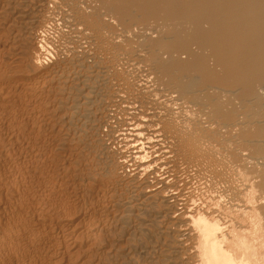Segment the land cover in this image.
<instances>
[{"label":"bare ground","instance_id":"bare-ground-1","mask_svg":"<svg viewBox=\"0 0 264 264\" xmlns=\"http://www.w3.org/2000/svg\"><path fill=\"white\" fill-rule=\"evenodd\" d=\"M31 8L38 28L48 24L66 28L79 38L84 49L69 47L75 56L68 59L72 58V62L60 58L42 63L39 54L44 44L38 30H31L33 24L27 25L31 31L19 38L36 36L35 53L22 56L23 43L19 42L20 45L13 44L8 57L10 44L5 46L9 37L0 43V157L10 160L15 155L6 175H27L36 182L40 202L43 198L48 200L44 195L56 193L49 183L53 180L48 181L49 185L46 181L51 174L47 171V176L44 169L47 164L55 169L61 166L63 171L72 166L73 170L78 168L72 157L77 154L74 149L81 144V136L77 143L69 134L80 132L81 123L87 127L90 124L92 134L88 132L91 139L95 138L93 135L100 137L98 144L102 138L119 144L115 154L109 153L103 143L83 144L86 147L81 145L78 151L85 155L92 149L103 151L104 166L100 169L113 182L97 186L112 197L114 204L109 202L111 219H91L90 210L84 211L80 219H70L58 208V212L52 211L53 203L46 202L25 204L32 211L31 219L22 218L24 215L19 213L5 219L0 215V264H97L93 258L97 253L92 255V248L109 234L119 233L124 225L118 219L137 222L148 205L163 216L162 221L166 217L172 220L168 227L176 236L170 240L175 236L176 242L171 241L170 249L164 247L168 254L178 249L181 264H264V0H0L1 15L12 11L15 14L2 29L17 31L14 22L23 18L17 11ZM25 14L28 16V12ZM7 59L11 62L7 63ZM111 77L118 88L111 84L116 90L110 86L100 89L105 98L98 105L88 94L76 92L77 96L71 97L73 89ZM50 92L67 95L64 99L57 97L64 109L58 116L68 124L64 131L69 135L65 149L57 148L62 141L45 134L50 118ZM112 93L118 96L114 100L109 99ZM51 97L54 99L53 94ZM91 114L94 117L89 120ZM97 118H102L103 126L108 127L106 134L98 131ZM55 119L61 121L57 116ZM19 134L29 138L25 144L26 138L21 139L23 143L18 148ZM71 148L73 152L69 153ZM25 151L29 157L23 155ZM179 162L188 171L185 179L177 175ZM161 168L164 173L157 177ZM92 172L95 171L89 173ZM97 172L98 178L101 175ZM169 176L173 177L172 182ZM4 177L0 184L4 189H12L14 177ZM90 184L92 188L93 183ZM185 188L181 203L179 196L183 197ZM139 224L137 229H144V223ZM133 229L128 231L137 230ZM129 235L126 239L132 237ZM184 239L190 243L183 242ZM127 256L117 264L133 261L134 257ZM171 259L173 263L174 258L168 257V261Z\"/></svg>","mask_w":264,"mask_h":264},{"label":"rangeland","instance_id":"rangeland-1","mask_svg":"<svg viewBox=\"0 0 264 264\" xmlns=\"http://www.w3.org/2000/svg\"><path fill=\"white\" fill-rule=\"evenodd\" d=\"M17 12H20L19 14H21L22 15V19H20V21H18V20H16L15 22H14V24H15V26H16V28L18 29L17 31H12L11 30V32H10V36H12V37H10L8 34H9V32L7 33L6 31H4L5 30V28L7 27L6 25H7V23H9L10 21H12V19H13V17L15 16V14H12L13 13V11L12 12H10L9 14H3V15H1V13H0V43L2 42V40H4V39H6V40H8V37H9V39L10 40H8V41H6V40H4V41H6V48H7V46H8V44H10L9 46H8V49H7V52H8V50H10L9 51V53H7V56L8 57H11V52H13L12 50H11V48H12V46H14L13 44H17V45H20V43L19 42H22L23 44H21L20 46H21V48H22V53H21V55L22 56H26L27 57V55H30V53H35V45L37 44V40H36V36L35 37H23V38H19V35L20 34H24V36H26V34L29 32V31H31V30H33V28H34V31H37L36 33H38V36L41 38V36H42V41H43V50L42 51H40V61L43 63H49V62H53V61H59V59L61 58L62 59V61L64 60L65 61V59H66V61L70 58V56L72 57V56H74V55H72V53L70 52V50H72V48L73 49H75V50H78L79 49V51L80 50H82V46H80L79 45V43L81 44V41L79 40V38H77L76 36H75V34L74 33H72L70 30H68V29H66V28H61L60 26H53V25H51V24H48L47 25V27H45V28H38L37 26H38V24L36 25V23L34 24V22H33V20H32V14H30L31 12H32V8L31 9H29V10H21V11H17ZM25 14V13H27L28 12V16H25L23 13ZM31 16H30V15ZM8 15V16H7ZM4 16H5V18H4ZM25 16V17H24ZM31 18H30V17ZM29 18V19H28ZM3 19H5V20H3ZM7 20H9V21H7ZM22 20V21H21ZM26 20H30L29 22H27ZM31 21H32V23H31ZM25 22H27V24L25 25ZM31 24H33V25H35V26H33V25H31ZM29 25H31L30 26V28H31V30L28 28V26ZM51 25V26H50ZM28 29H27V28ZM4 30H3V29ZM2 29V30H1ZM42 29H44V30H42ZM64 29V30H63ZM29 30V31H28ZM70 31V32H69ZM4 32H6L7 34H5ZM3 35H2V34ZM13 34V35H12ZM18 34V35H17ZM2 36H3V38H2ZM4 36H5V38H4ZM15 36H16V39H15ZM7 37V38H6ZM18 38V39H17ZM43 38H44V40H43ZM75 39H77V40H75ZM15 42V43H14ZM45 42V43H44ZM3 43V42H2ZM5 43V42H4ZM8 43V44H7ZM76 43V45H74ZM78 43V44H77ZM35 44V45H34ZM29 46V47H28ZM35 46V47H34ZM72 46V47H71ZM75 46H77V47H75ZM78 46H80V47H78ZM71 49H70V48ZM70 49V50H69ZM84 49V48H83ZM34 50V51H33ZM63 50V51H62ZM67 51V52H66ZM70 52V53H69ZM10 54V55H9ZM27 54V55H26ZM44 54V55H43ZM47 54V55H46ZM50 55V56H49ZM63 55V56H62ZM57 56V57H56ZM69 56V57H68ZM52 57V58H51ZM75 57V56H74ZM74 57H72L73 59H74ZM71 58V60H68L69 62H72L73 61V59ZM10 59V58H9ZM9 59H7V63H8V61H10ZM45 59H46V61H45ZM52 59H53V61H52ZM56 59V60H55ZM11 62V61H10ZM10 62H9V65H10ZM93 69V68H92ZM25 70V69H24ZM112 78V77H111ZM105 79V81L103 80V81H96L98 84H96V82H89V83H87V85H86V87H83V86H80L79 88L80 89H75L76 91H74V89H73V93L71 92V97H76L77 96V93L76 92H80V94H88V95H90V98L92 99V100H94V101H96L95 102V105H98L99 103H101V102H103L102 100L105 98L104 96H103V94H104V92L102 91V90H100V89H102V88H106V87H109L110 86V89H112V88H118V86H116V80H114L115 81V83L113 82V79L114 78H112V79ZM112 81V82H111ZM108 82H109V84H108ZM92 83V84H91ZM93 83H95V84H93ZM99 83H102V84H99ZM111 84H113V85H115V87H113ZM91 85H93L92 87H91ZM112 86V87H111ZM98 88V89H97ZM116 88L115 89H112V90H116ZM97 89V90H96ZM78 90V91H77ZM80 90V91H79ZM100 90V91H99ZM101 91H102V94H101ZM91 92V93H90ZM96 92V93H95ZM97 92H98V94H97ZM114 92V91H113ZM51 93V92H50ZM57 93V92H56ZM55 92L53 93H51V94H49L48 95V102H49V105H50V102H51V107L49 106V112H50V118H49V123H48V125H47V129L48 130H46V132H45V134L46 135H48L49 133V135H48V137L50 138H52L53 140H58V142H59V140L60 141H62V142H60V144L62 143V145H58L57 146V148L59 147L60 149H65V147L67 146V144L65 145V143L64 142H66L68 139H69V135H72V137H70V138H72L73 139V141H74V138H75V141L74 142H79L80 140H81V144H80V142L78 143L79 145H77V147L74 149V152L76 151L77 152V154L75 153V157L73 156L72 158H75L76 160V162H77V165L75 164L74 166L76 167H78V164H79V167L78 168H75V170H73L72 169V167H70V168H68V173H66V171L64 170H60L59 168H61V166H59L58 167V172L56 171V173H55V168H53L52 166H50V168H49V164H47L48 166V168L46 167L44 170H45V173L47 174V176H48V173H50L51 174V176L49 175L48 176V178L46 179V181H47V183H48V181H50V180H53V181H51V182H49L50 183V187H51V190H54L55 191V193H56V195L54 194V192L52 191V193L54 194L52 197H51V195H52V193L49 195V196H46V195H44V197H46V199H48V200H45V198H43V196H42V202H40L41 201V199H40V197H38L39 196V193L40 192H38L36 189H35V184H36V182H34V180H32V179H29V177L27 176V175H23L22 174V177H20L18 174H14V176L12 175V177L11 176H8L7 177V175H6V170L8 169V168H10L12 165H13V162H14V159L15 158H13L15 155H12V157L10 158V160H9V158L7 159V158H2V157H0V175L2 176H0V178H2L3 179V177L4 178H6L7 177V179H10V178H13L14 177V179H13V185H15L14 187H12V189L10 188V189H4V186H2L1 184V186H0V215L2 216V218L3 219H5V217H7V218H9L8 216H15V213H19L18 215H20V216H23L22 218H25L26 216V219H31V217H32V211L30 210V209H28V207L25 205V204H35V205H39V204H41V203H43V202H46V203H53V205L51 206L52 207V211H53V209L55 210V211H57V208H58V211L59 212H64V214L65 215H67L68 217H72V218H76V220L77 219H80V218H82V216L81 215H83V212L85 211H87V213L88 212H90L91 211V214H90V218L91 219H93V218H95L94 220H96V219H98V218H105V219H111V211H110V205H112V203L114 204V201H112L113 199H111L112 197H109L110 195L109 194H107L105 191H100L99 190V188H98V186L99 185H101L102 183L103 184H108V183H111V181L113 182V179L111 178V177H109V175H105L104 174V172H102L101 171V169L103 168V167H101V166H104V163L102 162L103 160H102V158H104V153H103V151H99V149H92L93 151L94 150H96V151H89L90 152V154L88 155V154H82L81 152H79V153H81V154H79L78 153V151H80L81 149L79 148V147H81V145L82 146H84V145H88V143H93V144H98V142L96 141V140H100V137L97 135V138H96V136H92V137H95V138H92L91 139V130H89L88 129V127L89 128H91V126H90V124H88V127L86 126L87 124H82L81 123V127L79 128V130H80V132H76V133H74V134H69L68 136L67 135H65V128L68 126V124H66L67 122H65L66 120H64V118H62V117H60V116H58V115H60V114H62V113H64V109L62 108L63 106H62V103H61V105L59 104L60 102H59V100L57 99V97H58V95H59V98H61V99H64V98H62V97H67V95H65V94H63V92H61V93H57L56 94ZM52 94H53V97H54V99H52ZM61 94V95H60ZM93 94V95H92ZM96 94V95H95ZM113 93L112 94H110V100H112L111 98H113V100L116 98V96H117V94L116 95H113ZM100 96V97H99ZM99 97V98H98ZM101 97H103V98H101ZM118 97V96H117ZM94 98V99H93ZM52 100H54V101H52ZM58 101V102H57ZM53 103V104H52ZM55 104V105H54ZM56 104H58V106H61L60 108H57V107H55L56 106ZM53 105V106H52ZM55 107V108H54ZM54 109V111H53V109ZM57 109H61V111L60 110H57ZM56 112H57V114H56ZM55 114V115H54ZM59 117L60 119H61V121H58V120H56L55 119V117ZM92 117H94V116H92V114L91 115H89V120H92ZM118 117L119 118H121L120 117V115H118ZM59 119V120H60ZM97 122H96V124H99L98 125V131L101 133V134H106L107 133V129H108V127H104L105 126V124L102 122L103 121V119L101 118H97ZM1 121V120H0ZM53 121V122H52ZM58 121V122H57ZM100 121V122H99ZM64 122V123H63ZM82 122V121H81ZM101 122H102V126H101ZM53 123H54V125L56 126H54L53 125ZM57 123V124H56ZM63 124V125H61V124ZM49 124H50V126H49ZM103 124H104V126H103ZM52 126V127H51ZM54 126V127H53ZM58 126H59V129H58ZM62 128H61V127ZM63 126H64V128H63ZM85 126H86V128H87V131H86V129H85ZM52 128V129H51ZM49 129H50V131H49ZM57 129L59 130V131H57ZM64 129V130H63ZM84 129V130H83ZM55 130H56V132H55ZM62 130V131H61ZM78 130V131H79ZM81 130H82V132H84V133H82V135H81ZM88 131H90V133L88 132ZM64 132V133H63ZM86 132V133H85ZM21 133V132H20ZM56 133H58V134H56ZM61 133H63L64 134V138H61V136L63 135V134H61ZM79 133V134H78ZM61 136H60V135ZM85 134H87V135H85ZM21 135H23V134H19L18 136H20L19 138H18V143H17V147L19 148V145L20 144H22L23 142L21 141V139L24 141V139H25V142H24V144L28 141V139L27 138H29V137H27V135L26 134H24L22 137H21ZM56 135H58L59 137H56ZM79 135L82 137H79ZM67 136V137H66ZM54 137V138H53ZM63 137V136H62ZM78 137L80 138V140L78 139ZM86 137V138H85ZM84 138V139H83ZM87 138H88V141H87ZM108 138H104V140H103V138L101 139L102 141L101 142H99V144H101V143H103L105 146H108V150H109V153L111 152V153H113V154H115L114 152H116V150H119V144L116 142V141H114V140H112V139H108ZM84 140H86V142L84 141ZM83 141L85 142V143H83ZM94 141V142H93ZM114 143V144H113ZM84 144V145H83ZM98 144V145H99ZM64 145V146H63ZM21 146V145H20ZM75 147V146H74ZM84 147H86V146H84ZM82 148V147H81ZM97 150H98V153H97ZM114 151V152H113ZM26 153H23V155L25 154L27 157H29L28 155H27V151H25ZM68 152L70 153V152H73V149L71 148L70 150H68ZM101 152V153H100ZM93 153V154H92ZM94 154H96L94 157H91V156H93ZM98 154V155H97ZM23 155H21V156H23ZM76 155H78L77 157H76ZM81 155V156H80ZM84 155V156H83ZM91 155V156H90ZM100 155L102 156L101 158H100ZM82 156H83V158H82ZM99 156V157H98ZM80 157V158H79ZM86 157V158H85ZM97 157H98V159H97ZM12 158H13V160H12ZM79 158V159H78ZM145 158H147V157H145ZM79 160H81L80 162H79ZM84 161H86L85 162V164H84ZM88 161V162H87ZM100 161V162H99ZM10 162V163H9ZM79 162V163H78ZM12 163V164H11ZM85 165H83V164ZM86 163H89V165L87 164V166H86ZM82 164V165H81ZM90 164H91V167L89 168V166H90ZM94 164V165H93ZM95 164L97 165V167H98V165H99V169L95 166ZM180 164H182V162H179L178 163V167H177V169H179L180 170V172H178L177 173V175L179 174L180 176L179 177H182V179H185L186 177H187V172L188 171H186V169L183 167V164L181 165V167H180ZM92 165H93V167H92ZM94 166H95V170H94ZM63 167V166H62ZM100 167H101V169H100ZM54 170H53V169ZM86 168V169H85ZM151 167H149V169H150ZM50 169V170H49ZM69 169H72L71 171V173H70V175H69V172H70V170ZM87 169H88V171L89 172H91V170H93V171H95V172H97V170L99 171V172H97V175L98 176H103V178H100V177H98L97 178V176L95 177V175H96V173L95 172H92L91 174L87 171ZM5 170V171H4ZM53 170V172H51ZM160 171L158 172V173H156V176L157 177H160V175L162 176L163 175V169L161 168V169H159ZM4 172V173H2V172ZM47 171H48V173H47ZM83 171V172H82ZM85 171H87V173H88V176H87V173L85 174ZM160 172H161V174H160ZM183 172V173H182ZM57 173H59L57 176H55ZM63 173H65V175H63L62 176V174ZM172 173H175L174 171L172 172ZM181 173V174H180ZM53 174V175H52ZM68 174V176H66ZM80 176H79V175ZM82 174H83V176H85V177H83L82 176ZM85 174V175H84ZM90 174V175H89ZM93 174H94V176H93ZM186 174V175H185ZM16 175V176H15ZM60 175V176H59ZM80 177V179H79V177ZM92 175V176H91ZM25 176V177H24ZM53 176H54V178H53ZM59 176V177H58ZM145 175L143 174L142 175V177H144ZM15 177H16V179H15ZM56 177H58V178H56ZM63 177V178H62ZM88 177H89V179H88ZM169 177H171L170 178V180L169 181H173V177L172 176H169ZM169 177H168V179H169ZM18 178H19V180H18ZM20 178H22V182H20ZM24 178H25V182H24ZM26 178H27V180H28V182L26 181ZM51 178V179H50ZM66 180H65V179ZM84 178V179H83ZM104 178H107L108 180H106V179H104ZM57 179V180H56ZM91 179V180H90ZM97 179H104L103 180V182L102 181H100V183L99 182H97ZM34 182H32V181ZM56 180V181H55ZM60 180H63V182L62 181H60ZM84 180H85V182H84ZM149 180H151V178H149ZM18 182V183H16V182ZM29 181H30V183H29ZM55 181V182H54ZM65 181V182H64ZM31 182L33 183V184H31ZM59 182H62V184H64V183H66L64 186H62V184H60ZM88 182V183H87ZM19 183H21L22 185H20ZM23 183H25V184H23ZM26 183H28L27 185H26ZM46 183V184H47ZM49 183H48V185H49ZM53 183H54V185H53ZM55 183H56V185H55ZM67 183H68V185H67ZM89 183H93V187L91 188V184L89 185ZM96 183V184H95ZM17 184H18V188L16 187L17 186ZM33 185V186H31V185ZM59 184V185H58ZM97 184H98V186H97ZM12 185V186H13ZM67 185V186H66ZM28 186V187H27ZM55 186V188H53ZM57 186H59L58 188H57ZM60 186H61V188H60ZM90 187L89 189L90 190H93V191H90L89 189H87V187ZM32 188V189H31ZM66 188V189H65ZM94 188V189H93ZM21 189V190H20ZM28 189H30L29 191H28ZM33 189H35V191L33 190ZM56 189H58L57 190V192H56ZM63 189V190H62ZM31 190H33V192L34 193H32L31 192ZM89 190V191H88ZM100 192V194L98 193L96 196H97V198L95 197V194H96V192H98V191ZM13 191V192H12ZM18 191H19V193H18ZM9 192H12L13 193V196H12V193L10 194ZM29 192V193H28ZM88 192V193H87ZM17 193L19 194V196L17 195ZM23 195H22V194ZM27 193H28V195H27ZM90 193V195H88ZM185 193V194H184ZM9 194H10V196H9ZM26 196H25V195ZM29 194H31V196H33V198L31 197V198H29L30 197V195ZM33 194V195H32ZM38 194V195H37ZM104 194H106V196L104 195ZM16 195V196H15ZM22 195V196H21ZM35 195V196H34ZM84 195V196H83ZM184 195H186V188L185 189H183V197L182 196H179L180 197V201L179 202H181V200H182V202H183V198L185 197ZM24 196V197H23ZM29 196V197H28ZM88 196V197H87ZM90 196H93V197H90ZM107 198H105V197ZM108 196V197H107ZM7 197V198H6ZM11 197H12V199H11ZM19 197V199H16V198H18ZM38 197V198H37ZM48 197V198H47ZM21 198H23V199H21ZM27 198V199H26ZM59 198V199H58ZM110 199V201H109V199ZM8 199V200H7ZM15 199V202L13 201ZM49 199H50V201H49ZM11 200V201H10ZM28 200V201H27ZM93 200V204H91L92 201ZM99 200V201H98ZM103 200V201H102ZM4 201V202H3ZM6 201H7V204H6ZM9 201V202H8ZM20 201V202H19ZM36 201V202H35ZM40 203H39V202ZM49 201V202H48ZM54 201V202H53ZM83 201H90V203L89 202H83ZM11 202H14V203H12L11 204ZM31 202V203H30ZM102 202H104V203H106V202H108L107 204H108V206H107V204L106 205H103V203ZM109 202H111V204L109 203ZM181 202V203H182ZM18 203H20V204H18ZM24 203V204H23ZM65 203V204H64ZM89 203V204H88ZM110 204V205H109ZM8 205H12L11 207L10 206H8ZM13 205H15L16 207H13ZM19 205V208L17 207ZM22 205V206H21ZM23 205H24V207H23ZM97 205H98V207H97ZM104 207H103V206ZM55 208H54V207ZM60 206H61V209H59L60 208ZM90 206H91V209H90ZM107 206V207H106ZM110 206V207H109ZM4 207H6V208H4ZM13 207V208H12ZM28 209H26V208ZM64 207V208H63ZM87 207V208H86ZM93 207V208H92ZM148 209L146 210L147 212V214L144 212V214H143V212H141V211H145V210H139V213L141 212L142 213V216H139V219H138V221L137 222H134V221H131L130 219L128 220H126L125 221V219L123 220V219H118V218H114V219H118L119 220V222H120V224H121V226H123L122 227V231H123V233H124V235H121L120 236V234L119 233H121V234H123L122 233V231L120 230V231H118L119 233H116V234H113V235H110L109 234V236L108 237H106V238H108L107 239V241H105L106 240V238H105V240H104V242H100V244L98 243V244H96L93 248H92V255H95V253H97V255L96 256H93V258L98 262L97 264H117V262H119V259L121 258H123V256L124 257H126L127 255H125V254H128L129 256H127V258L128 257H131V259L134 257L135 259H136V261L134 260V258H133V261L131 262V261H129L130 263H128V264H131V263H133L134 261H135V263H133V264H164L165 263V261L167 260V263L166 264H179L180 263V256H181V254L179 253V251H177L178 253H179V255H177V252L176 251H171V252H169V250H168V252L170 253V254H168L167 252H166V248H171L170 246H171V244H172V242H176V239H175V236H176V232H171V231H169V227L168 226H170L171 225V222L170 221H172V220H169L170 218H168V217H166L165 218V220L163 219V221H162V218H163V216H160L158 213H156L154 210H152V209H150V205H148V206H146ZM166 207V206H165ZM177 207H179V208H181V206L180 205H177ZM9 208V209H8ZM10 208H11V210H10ZM17 208V209H16ZM95 208H97V209H95ZM106 208H108L107 210H106ZM62 209H64V210H62ZM88 209V210H87ZM101 209H104V210H106L108 213H106V211H104L103 210V212H102V210ZM4 210V211H3ZM14 210V211H13ZM17 210V211H16ZM18 210L20 211V212H18ZM90 210V211H89ZM96 211V212H94L93 213V211ZM13 211V212H12ZM16 211V212H15ZM23 213H22V212ZM27 211V213H25ZM57 211V212H58ZM99 211H101V212H99ZM150 211V212H149ZM99 212V213H98ZM138 212V211H137ZM5 213V214H4ZM51 213V212H50ZM53 214L55 213V212H52ZM73 213V214H72ZM95 213H96V216H95ZM105 214V215H103V214ZM110 213V214H109ZM151 213V214H150ZM153 213V214H152ZM13 214V215H12ZM23 214V215H22ZM26 214V215H25ZM30 214H31V216H30ZM94 214V215H93ZM100 214V215H99ZM103 216H102V215ZM109 214V215H108ZM154 214H157V215H154ZM6 215V216H5ZM29 215V216H28ZM89 215V214H88ZM99 215V216H98ZM144 215V216H143ZM151 216L150 218H152V220H149L150 218H149V216ZM158 215H159V217H158ZM162 215V214H161ZM102 216V217H101ZM107 218H106V217ZM146 216V217H145ZM71 217H70V219H71ZM80 217V218H79ZM109 217V218H108ZM144 217V218H143ZM156 217H158V218H156ZM162 217V218H161ZM146 218V219H145ZM147 218H148V220H147ZM156 218V219H155ZM88 219V218H87ZM155 219V220H154ZM157 219L159 220V221H157ZM118 220H117V224H118ZM161 220V221H160ZM124 221V224L122 223ZM145 221V222H144ZM147 221V222H146ZM169 221V222H168ZM128 222H129V224H128ZM152 223V225H151V223ZM154 222V223H153ZM161 222V223H160ZM165 224H164V223ZM132 223H134V224H132ZM138 223H140V224H143L144 223V225H141L142 226V228H144V229H142V230H138V229H140V226L139 227H137V225H138ZM167 223H169V224H167ZM126 224V225H125ZM139 224V225H140ZM154 224V225H153ZM134 225V226H133ZM180 225V224H179ZM127 226H130L131 227V229H137V230H135V232H129L128 231V229H130V227H128L127 228ZM150 226V228H147V227H149ZM151 226H152V228H151ZM165 226V227H164ZM119 227V226H118ZM125 227V228H124ZM167 230H166V229ZM127 229V230H126ZM134 229H133V231H134ZM166 231H165V230ZM164 230V231H163ZM137 231V232H136ZM143 231V232H142ZM163 231V232H162ZM140 232V233H139ZM162 232V233H161ZM170 232V233H169ZM131 234L132 235V237L130 238V239H126V237H128V234ZM139 233V234H138ZM168 233V234H167ZM126 234V235H125ZM135 236H134V235ZM142 234V235H141ZM163 234V235H162ZM169 234L170 235H172V236H169ZM131 235H129V236H131ZM141 235V236H140ZM173 235H175L174 236V239L173 238H171L172 240H170V237H173ZM113 236V237H112ZM119 237V240L117 239L118 237ZM166 236V237H165ZM168 236H169V240H168ZM122 237V238H121ZM112 238V239H111ZM115 239V240H114ZM134 239V240H133ZM178 239V238H177ZM112 240V241H111ZM118 240V241H117ZM128 240V241H127ZM172 241V242H171ZM184 241H186V239H184L183 240V242ZM127 242V243H126ZM167 242V243H166ZM169 242V243H168ZM171 242V243H170ZM187 242H189V241H186V243ZM108 243V244H107ZM190 243V242H189ZM109 244H112V246H110ZM167 244H169V245H167ZM173 245V244H172ZM144 246V247H143ZM164 246H166V248L164 247ZM110 247L112 248V250L110 249ZM130 249H129V248ZM97 248V249H96ZM141 248H143V249H141ZM108 249H110V253H109V250ZM136 249V250H135ZM172 249H173V247H172ZM171 249V250H172ZM95 250H96V252H95ZM130 250V251H129ZM135 251V253H134V251ZM142 251V252H140V251ZM128 251H129V253H128ZM133 251V252H132ZM137 251V252H136ZM116 253V255L114 256V254H112V253ZM127 252V253H126ZM133 253V255L131 254V253ZM139 252V253H138ZM109 253V254H108ZM137 253V255H136V257H135V255L134 254H136ZM166 253H167V255H166ZM173 253H175V254H173ZM109 256H108V255ZM119 256H118V255ZM132 256H131V255ZM171 254L173 255L172 257L174 258V260H173V263H172V259L171 260H169L168 261V257H170V258H172L171 257ZM186 254H189L187 251H186ZM121 255V256H120ZM169 255V256H168ZM104 256H106V257H104V259H103V257ZM184 257H182V258H185V253H184V255H183ZM102 257V258H101ZM115 257V258H114ZM116 257H118V259L116 258ZM177 259H176V258ZM99 258H100V261H99ZM111 258V259H110ZM142 260H141V259ZM106 259V260H105ZM117 259V260H116ZM121 259H120V261H121ZM138 259H140L139 260V262H138ZM176 259V260H175ZM115 260V261H114ZM178 260V261H177ZM100 262V263H99ZM116 262V263H115ZM141 262V263H140ZM163 262V263H162ZM118 264H122V263H118ZM124 264H127V262H125ZM181 264V263H180Z\"/></svg>","mask_w":264,"mask_h":264}]
</instances>
